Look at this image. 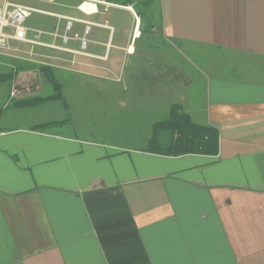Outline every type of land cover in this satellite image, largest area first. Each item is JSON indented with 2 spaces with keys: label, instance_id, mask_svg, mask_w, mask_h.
<instances>
[{
  "label": "crops",
  "instance_id": "0c3cea01",
  "mask_svg": "<svg viewBox=\"0 0 264 264\" xmlns=\"http://www.w3.org/2000/svg\"><path fill=\"white\" fill-rule=\"evenodd\" d=\"M135 1L83 11V0H0L32 10L27 39L0 50V76L18 69L10 57L81 83L143 85L131 101L175 99L218 129V153L163 155L34 127L52 121L0 124V264H264V0H143L144 11ZM69 19L71 37L92 24L85 49L63 39ZM185 66L205 86L202 123L181 103ZM15 77L0 78V110L25 108Z\"/></svg>",
  "mask_w": 264,
  "mask_h": 264
},
{
  "label": "rangeland",
  "instance_id": "374dc122",
  "mask_svg": "<svg viewBox=\"0 0 264 264\" xmlns=\"http://www.w3.org/2000/svg\"><path fill=\"white\" fill-rule=\"evenodd\" d=\"M24 1L29 2L31 0ZM135 2L138 10L144 11L146 9L143 6V0H136ZM167 46L171 47L172 45L168 44ZM7 61L13 62L15 66L17 64L23 67V69L18 70L11 86V89L15 88L20 91L18 98L47 97L54 93L51 84L46 81L44 74L39 72L38 68L26 62H16L10 57ZM168 61L167 77L169 84L165 87H168L170 92L174 87L170 81L175 77V69H172L174 67V49L168 50ZM131 72L134 71L127 69L124 75L121 74V78L128 79ZM56 75L59 83H62L65 102L61 99L49 100L20 110L13 107H9L7 110L2 109L0 113L3 112L4 115L0 124L30 126L36 122L64 121L49 130L75 137L110 142L119 146L145 149L149 138L152 136L154 122L163 120L168 116L175 100L151 103L141 95V97L131 101L132 91L138 88L144 89L143 85L133 86L129 83L127 85L125 82L97 84L92 80L88 81V79L81 83V78L87 77L81 76L78 72L61 69L56 71ZM194 77L195 72L190 67L185 66L183 77L185 81L183 95L185 98L181 103L185 110L191 112L195 121L202 123L205 86L202 81H197V78ZM169 92L167 97L174 96ZM122 100L126 102L123 103ZM5 116H8L10 121H5Z\"/></svg>",
  "mask_w": 264,
  "mask_h": 264
},
{
  "label": "trees",
  "instance_id": "16d2710c",
  "mask_svg": "<svg viewBox=\"0 0 264 264\" xmlns=\"http://www.w3.org/2000/svg\"><path fill=\"white\" fill-rule=\"evenodd\" d=\"M117 2H130L132 0H114ZM38 71L44 74L45 79L51 84L54 93L52 95L37 96L25 98L15 103L16 106L29 107L49 100H62L64 101L62 93V83L56 75V70L47 65L35 66ZM32 67V66H31ZM23 69L19 66L17 70L10 71L3 74L0 78L13 79L18 70ZM65 102V101H64ZM62 122L52 121L34 126L37 130L51 129ZM166 133L164 135V133ZM164 135V137H163ZM219 132L218 129L210 126L203 125L193 121L190 114L183 112L182 107L178 104H173L170 108L168 116L155 122L153 124V132L147 145V151L179 156L183 154H217L219 151Z\"/></svg>",
  "mask_w": 264,
  "mask_h": 264
},
{
  "label": "built area",
  "instance_id": "2783aa9c",
  "mask_svg": "<svg viewBox=\"0 0 264 264\" xmlns=\"http://www.w3.org/2000/svg\"><path fill=\"white\" fill-rule=\"evenodd\" d=\"M86 1L95 3V0H83L81 5L79 6L81 9L82 5H84ZM82 10L85 11L84 9ZM31 13L32 10L29 7H25L22 5L15 4L11 6L0 7V50L7 47V40L10 37L21 41L27 39L28 27L26 26V20L29 18ZM91 26V23H86L83 34L73 33L71 37L70 35H68V32H70L71 28H73V20L69 19L66 24L67 34L63 36V39L65 41H68L72 38L80 40L81 47L85 49L89 42L88 34L91 31ZM8 29H11L13 31L12 35L6 32ZM19 92V90L13 88L11 91V95L14 97Z\"/></svg>",
  "mask_w": 264,
  "mask_h": 264
},
{
  "label": "bare ground",
  "instance_id": "6f19581e",
  "mask_svg": "<svg viewBox=\"0 0 264 264\" xmlns=\"http://www.w3.org/2000/svg\"><path fill=\"white\" fill-rule=\"evenodd\" d=\"M82 9H84L85 11H93L96 9V6L94 2L86 1V3L82 5Z\"/></svg>",
  "mask_w": 264,
  "mask_h": 264
}]
</instances>
